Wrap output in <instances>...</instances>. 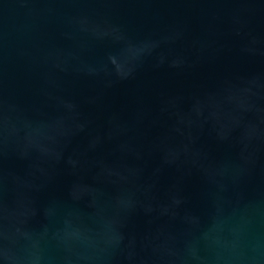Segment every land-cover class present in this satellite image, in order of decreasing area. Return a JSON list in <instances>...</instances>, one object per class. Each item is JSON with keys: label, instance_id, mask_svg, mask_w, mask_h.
<instances>
[{"label": "water", "instance_id": "95a60500", "mask_svg": "<svg viewBox=\"0 0 264 264\" xmlns=\"http://www.w3.org/2000/svg\"><path fill=\"white\" fill-rule=\"evenodd\" d=\"M0 264H264V0H0Z\"/></svg>", "mask_w": 264, "mask_h": 264}]
</instances>
